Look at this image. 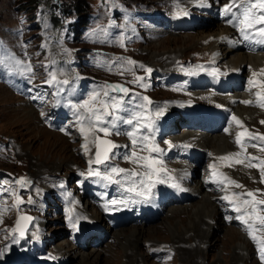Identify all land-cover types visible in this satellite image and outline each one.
Instances as JSON below:
<instances>
[{
  "label": "rangeland",
  "instance_id": "1",
  "mask_svg": "<svg viewBox=\"0 0 264 264\" xmlns=\"http://www.w3.org/2000/svg\"><path fill=\"white\" fill-rule=\"evenodd\" d=\"M117 0H115L116 3ZM128 5L130 4H136L137 7L140 10H143L142 4L145 6H149L151 4H155L158 0H123ZM39 4L38 6L43 5L46 12H49L48 6H52L55 10V7L53 5H57V0H38ZM91 0H85L86 6L80 8V12H77L75 8H72V11L75 10L76 16L80 18L81 15L85 14L87 12V9L91 10L96 27L94 29L93 34V40L96 44L89 42L87 38H77L73 43H68L66 47H60V40L57 39V36L55 35L54 30H50V32L46 31V28L44 26V14L39 18V23H42L41 35L37 34V25L32 24L30 32L36 33L32 38L33 42L36 43V41L39 40V38L45 37L46 40H44V48L45 51L41 53L39 63H48L50 65L53 64L55 57L61 58L65 56L63 53V49H69L70 55H68V69L72 70L74 73L80 74V75H87L92 77L93 79H100L103 81V79L108 81H115L119 77H121L122 82H125V79L127 78H133L132 73L127 68H120L118 71L120 73L110 74L107 73L106 70H103L99 67V59H107L110 57L108 54H102L94 51L91 52V48H97L99 47L105 40H101V31L106 27L107 29H111L109 27V24L114 25L112 20V13L113 9L111 6L108 5L107 0H96V3L94 5H90ZM24 0H0V38H3L6 41V44L9 46V44H12L13 41L15 42V35L17 33V30L15 29L16 19L14 17V11L18 10L16 7H24L26 4ZM62 3L65 4L63 7L68 9V5H73L72 0H62ZM48 5V6H47ZM91 6V8H90ZM33 7V5H32ZM32 8L30 10H26V14H31ZM73 15V13H71ZM144 23H150V20L146 17L143 18ZM109 21V22H108ZM119 23H122L121 20ZM122 26V25H121ZM217 25H213L210 27L202 28L195 33H181L178 32V34L174 35H168L165 36V33H162L158 36V38L155 40H151L149 42L143 43L137 45L136 48H130L126 52L132 56L133 59H139L146 64H151L153 66L162 67L166 69H170V67L173 65V63L176 61L177 58L186 59L185 57L181 56H187L190 53L194 54L197 49H207L209 46H202L200 45L198 48V43L200 40H202V35H204L205 32L211 34H216L217 32ZM12 34L14 36L13 40L8 41V34ZM203 33V34H202ZM165 36V37H164ZM22 39V38H20ZM79 40V41H78ZM31 37L29 38V41H27L26 47H24L23 53H26V56H31V53L28 51H25L28 46L30 47L31 44ZM18 42V40L15 42V44ZM39 42V41H38ZM0 43L3 45L4 42L2 39H0ZM25 44V43H22ZM21 44V45H22ZM129 43H127L128 45ZM126 45V43H125ZM15 45H11L8 48V52L14 47ZM116 49L118 52H122V50L116 46ZM32 53L35 51V48L30 50ZM114 52V50H113ZM21 53V54H20ZM20 54V55H19ZM19 56H22V51H19ZM16 55V53H15ZM4 60L7 61L5 57H3ZM27 58V57H25ZM75 61H73L74 59ZM234 57L233 55H229L227 59L232 60ZM264 58V57H263ZM35 61V57L32 59ZM124 62L129 66L127 63V60L125 58H122ZM122 62V61H121ZM159 62V63H158ZM60 63V62H59ZM40 64V65H41ZM13 65L19 70L16 63H13ZM40 71V67H39ZM38 71V72H39ZM117 71V72H118ZM70 71H66L63 73L64 77L70 76ZM110 76V77H109ZM117 77V78H115ZM0 82V155H6L5 151V144L6 140L8 138H15V141L17 142V148L14 149L15 151V163H7L2 164L0 162V165L3 166V169L8 171L15 170L19 172H24L22 174L27 175H33L43 172H59L60 174L67 175L65 173L66 167L68 166L70 173L73 172L72 165L77 163V165L82 166V162L79 160V156L75 154V151L71 148V144L66 141L65 138L58 135L55 132L46 130L45 128H42V126L39 125V123L36 121V118L34 116L29 117L30 115L25 114V108H27L24 105L18 104L20 98L13 95L11 92L6 90L1 86ZM161 94H164V90L159 91ZM150 94H155L150 93ZM156 97L159 95L155 94ZM30 108V107H28ZM31 109V108H30ZM244 116H246V113L249 114V120H252L251 122H255V117L258 118L261 117V114L258 110H253L251 108H246V112L241 111ZM252 116V117H250ZM261 121H264L263 118L260 119ZM261 121H257L258 123H261ZM257 123V124H258ZM263 125H260V127ZM213 135L218 136L219 133H213ZM19 149L20 151H17ZM120 162H124L125 166L124 169L127 173H130L131 171H139L138 167L132 169L129 166L128 159L122 160L121 157H119ZM81 170L85 171L86 169L81 168ZM67 171V169H66ZM124 175V174H122ZM73 178H78L77 175H75ZM243 180V178H241ZM200 195V194H199ZM201 196L200 198H195L192 202H189L188 204H184L187 206V210L190 213H179L178 216L173 217L171 216L170 212L168 215L164 214L165 216L160 217L159 219H156L155 221L149 223L147 227H151L149 232L143 231V237L139 241L140 244L138 245V248L136 251V254L139 256V258H128V252L126 249L121 247L120 244L117 243L116 240L113 239L112 236L111 239L107 238L106 241H103V243L97 247L93 248H87L85 250H79L80 255H76L72 252H70L69 249H78L73 248L72 246L68 245L66 241H63V243H66L67 245H62L60 241L62 240L60 236V227L57 225L54 230H56V233H53L54 235V241L58 240L59 244L54 245L55 247H58V250L62 249L59 247H66L67 250L65 253H68V262L67 264H134L142 262L143 264H154L149 260V258H146V255L142 252L141 247H143L144 241H156V242H165L170 243L175 251V255L173 257V261L171 264H258L255 260H252V251L249 248L248 243L245 241L243 236L232 226H221L220 228L213 229L212 225L209 224V222H212L215 217V209L214 205L212 204V209L209 213L208 217V223L206 226H204V229L209 230L208 237L204 241V243L200 244V247L198 249H195L194 246L198 244V242H191L187 241L182 243L176 244L174 242L175 239H173L177 234H171V232L166 227L167 221H171V225L176 230H183L188 226V221L192 218L193 209L196 208L201 203ZM210 202L212 200L210 199ZM195 205V206H194ZM176 207V206H175ZM175 207L171 209H175ZM211 208V207H210ZM171 216V217H170ZM172 220H167V219ZM189 218V219H188ZM176 224V225H175ZM136 226L133 225H127L124 227H120L117 229H112V231H122L126 232L129 230L130 227ZM145 226V225H142ZM51 230V226L49 227ZM146 229V226H145ZM232 229V231H231ZM111 230L109 227H106V231L109 232ZM148 230V229H147ZM230 231V232H229ZM182 232V231H181ZM108 234V233H107ZM190 235H186L184 237H189ZM122 238V236H120ZM192 237H190L191 239ZM205 237H203L204 239ZM237 245H242L243 251L239 252L237 249ZM64 248V249H66ZM94 250L97 251V255L93 257H88V253H94ZM100 250V251H99ZM127 254V255H126ZM236 254L239 256L238 260H235L234 258L237 257ZM141 255V256H140ZM85 256V257H84ZM91 256V255H90ZM252 258V259H251ZM131 259V260H130ZM253 261V262H252Z\"/></svg>",
  "mask_w": 264,
  "mask_h": 264
},
{
  "label": "snow or ice",
  "instance_id": "2",
  "mask_svg": "<svg viewBox=\"0 0 264 264\" xmlns=\"http://www.w3.org/2000/svg\"><path fill=\"white\" fill-rule=\"evenodd\" d=\"M205 3L206 0H199L200 6H204ZM233 9H237V11H233ZM222 11L226 16L228 14H231V18L227 20V23L233 26L234 28L239 29L240 36L243 38V40L254 41L257 44L264 46V0H230L229 4L223 5ZM184 15L187 16L188 13L184 12ZM121 46L122 47L124 46L123 42H121ZM63 53L65 55H70V50L64 48ZM119 59L121 58H117V60ZM54 63L52 65L42 66L44 67L45 71L48 73V76L50 77V79L47 80L46 83L48 84L55 83L56 85H58L59 87L57 88V94L67 92V95L69 97L74 95L76 91L75 81L79 80L80 77L77 75L73 81H69L68 79L58 80L57 73L52 71V68L54 67ZM114 63L116 62L114 61ZM127 63L135 64V62L132 60H128ZM17 66L19 68L18 75L22 77H26L30 81L31 77L34 75L32 66L20 60L17 61ZM139 67L144 68L143 65H140ZM144 70L148 73H151L153 71L151 68H147ZM211 74L218 75V72L213 71ZM133 83H135V81H133ZM65 86H67V88ZM107 88L110 89L112 92L123 93L125 97L128 96L129 93V90L127 88H124L123 86L120 85H108ZM29 91H31V89H29ZM101 93L103 97L109 98L112 101L110 107L111 109H113V111L109 110V104L107 103L106 100L99 99ZM34 99H39V95L34 97ZM142 99L144 101H147L149 104L151 103L148 100V97H143ZM96 103L101 104L103 107L100 109L95 108L94 106ZM243 103L249 104L250 101H243ZM68 107L70 108V110L73 111V114L77 117V122L82 125L80 127L81 133L85 132V128L83 127V124L85 121H87L90 129L94 130L99 128V130L102 131L105 134V136H107L113 130H115L118 135L121 134V132L119 131L118 122H122L123 124L126 125H131L133 128H135L136 125L134 124V120L142 116V113H137L134 111V109L136 107L143 109L144 105L143 104L133 105L132 99H129L128 101L125 102L123 100V97L119 99L115 96L110 97L109 91L101 89V90H94L93 93L90 94L89 98L84 99L82 103H72V101L69 100ZM130 108L132 109L130 116L116 115L117 111L124 114H128L130 113ZM165 111L166 110L164 108H159L156 111L155 116L159 118L164 115ZM85 112L88 114L87 116L85 115ZM108 117H111V119H108ZM232 119L235 120L237 124L240 123L238 120H236L235 116H233ZM261 124H264V121H261ZM140 131L141 132L146 131L148 135L141 134L138 137L137 131H133V130H128L123 134L132 137L133 146L137 147L140 151L147 149L150 152L156 154L157 156L161 155L164 152V149L160 148L156 144H151V145L149 144L150 138H154L155 135V122L154 121L149 122L146 128L141 129ZM224 131L227 133L228 129L225 128ZM244 135H245L244 133H240L237 135L236 138L237 144L241 142V137ZM249 139L264 141V136L257 137L254 135ZM164 143L168 144L169 148L173 147V145L168 141H164ZM99 144L105 145L103 151H101ZM99 144L97 145L95 158L88 162L90 165L89 171L87 173L88 177H95L97 181L106 182V184L108 185L116 184L121 188H124V186L127 185V187L125 188V191L127 193L134 194L137 197H143L145 200L149 199L152 196L153 194L152 189L155 187L156 183H168L174 181V178L171 175L166 174L167 170L162 166L163 162L161 160L157 159L156 157H153L152 159L142 156L138 157L135 151L131 153V157L135 158L133 159V163H136L139 160L147 161L144 167L146 169H149V171H144V172L131 171L130 173H127L125 169L119 168L118 166H114L113 164L110 163V161L116 156L115 152L109 154L110 150L115 149L119 146L107 140H100ZM84 147L87 151L88 150L87 145H84ZM184 147H190V145H184ZM131 157L125 156L124 158L128 159ZM226 158L227 157H223L222 159H226ZM93 164L97 166H103L102 170L100 168H92L91 165ZM154 165H161V166L154 167ZM159 173H165V175L162 178L153 182L152 181L153 174H159ZM121 174H124L122 179H115V177L120 176ZM81 175L84 174L81 173ZM262 177H264V172H262ZM261 182H264V178H262ZM17 183H19L23 188L28 182L23 178H21L19 181H17ZM230 183L235 184V181H231ZM236 186L240 187V185H236ZM171 187L183 191V189L180 187V184L178 182H172ZM221 190L224 191L225 189H221ZM237 195H246L247 197H253L254 200L253 192H247L246 194H237ZM220 199L227 200L229 201V203H233V201L230 199L228 195H224ZM32 202L33 201L31 197H29L28 203L31 204ZM129 202L139 203L141 201L132 200L131 196H129L127 199H123V200L113 199L110 201V205L118 210L119 205L123 204L127 206ZM249 203L251 202L248 201L247 199L243 201L244 206L248 205ZM257 203L264 204V200L258 201ZM105 207L107 210L109 205H106ZM233 208L234 211H236L237 213L242 212V206H237L235 203H233ZM247 214H248L247 209L245 207L243 213L237 215L235 219L241 221L244 224H247L248 221L245 220V215ZM69 219L70 222L72 223V227L76 228L79 217H77V220L75 222L72 221L71 217H69ZM20 220L30 221L31 217L23 216L20 217ZM261 223L264 224V217H261ZM17 227L18 229L20 228L19 221L17 222ZM20 235L21 236L24 235L22 229H20ZM36 238L38 239V236ZM14 242L18 243V241L15 240ZM0 255H3V251H0Z\"/></svg>",
  "mask_w": 264,
  "mask_h": 264
},
{
  "label": "bare ground",
  "instance_id": "3",
  "mask_svg": "<svg viewBox=\"0 0 264 264\" xmlns=\"http://www.w3.org/2000/svg\"><path fill=\"white\" fill-rule=\"evenodd\" d=\"M216 28H217L216 34L218 32L223 31V28L218 26V25ZM208 36H209V33L205 32L204 35H202V40H204ZM211 47H213V45H211L208 48H211ZM232 55L234 58L230 61H229V59H227L226 63H230L234 66L240 65V63H245V62L246 63H252V62L256 63L257 62L259 65L261 63V60L263 59V57L259 56V54L251 55V54H242V53L236 52V53H233ZM185 61H186V59L177 58L171 67H176L177 63H184ZM154 67H157V66H154ZM158 68L161 69L162 67H158ZM162 69H166V68H162ZM242 110H243V112H246V108H240V111H242ZM247 113H246L245 117L249 118V114H247ZM25 114L30 115L29 117H32L33 116V110L27 107V108H25ZM250 117H252V116H250ZM197 141L200 142L202 145L209 146L215 152L221 151V150L229 147V145L226 141V138L223 137L221 134L218 136H215L213 134H209V136H206V135L200 136L199 135ZM192 186H193V191H197L200 194L202 200H201V203L198 206H196L195 209H193L194 211L192 213V218H191V220L188 221V226L186 228H184L183 230H181L182 232L180 230L178 231L172 227V225H171L172 223L170 221L172 219L168 218L167 220H169L170 222L167 221L166 227L168 228V230L171 232L172 235L176 234V232H177V234L174 235L175 237L173 238V239H175L174 242L176 244H178L180 242H182V243L186 242L187 243V241L192 240L191 242H198V244L194 246L195 249H198L200 247V244L204 243V241L206 240V238L208 237V234H209V230L204 229V226H206V224L208 223V217H209V213L212 209L213 203L210 202L209 194L202 191L200 189L199 185L194 184ZM191 210L192 209H190L188 211L187 206L181 204V205L176 206L175 209H170L169 212L173 218V217L178 216L179 213H182V214L190 213ZM150 229H151V227H149V226L148 227L146 226V229H145V226L138 224L134 227H130L129 230L127 231V233L125 231L122 232V231H116V230H114V231L109 230L108 236H112L113 239L116 240L117 243L121 245V247H123L124 249L127 250L128 258H137L138 259L139 256L136 254V252H132V251H136V249L138 248V245L140 244L139 241L143 237V233H144L143 231L149 232ZM231 231H232V229H231ZM186 235H190L188 237V239H187V237H184ZM120 236H122V238ZM190 237H192V238L190 239ZM203 237H205V238L203 239ZM59 248H62L60 250H62L63 253L65 254V251L67 250V248L65 246L59 247ZM64 248H66V249H64ZM237 249L239 250V252L243 251L242 245H237ZM69 250H70V252L73 251V253L76 255H80L79 254L80 249H69ZM96 255H97L96 250H94V253L93 252L88 253V257H93ZM236 256L237 257H235L234 259L238 260L239 256L237 254H236Z\"/></svg>",
  "mask_w": 264,
  "mask_h": 264
},
{
  "label": "trees",
  "instance_id": "4",
  "mask_svg": "<svg viewBox=\"0 0 264 264\" xmlns=\"http://www.w3.org/2000/svg\"><path fill=\"white\" fill-rule=\"evenodd\" d=\"M37 0H24V2H26L25 4V8L30 10L32 8V5L34 4V2H36ZM73 2V7L75 8V10L77 12H80V8L82 7H85L86 6V3H85V0H72Z\"/></svg>",
  "mask_w": 264,
  "mask_h": 264
}]
</instances>
